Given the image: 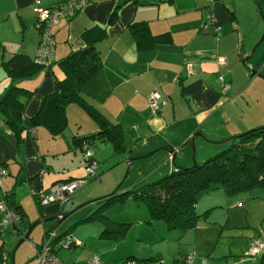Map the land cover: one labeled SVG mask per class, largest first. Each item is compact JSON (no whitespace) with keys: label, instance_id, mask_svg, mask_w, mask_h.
Returning <instances> with one entry per match:
<instances>
[{"label":"crops","instance_id":"crops-1","mask_svg":"<svg viewBox=\"0 0 264 264\" xmlns=\"http://www.w3.org/2000/svg\"><path fill=\"white\" fill-rule=\"evenodd\" d=\"M37 1L45 8L63 7L67 12L71 3L81 4L73 16L52 28L55 62L84 48L85 31L106 30V38L95 45L102 66L80 95L93 112L121 127L126 152L116 153L111 142H96L94 158L99 169L98 153L109 151L111 144L126 164L146 156L130 166L128 178L133 170L136 176L146 172L165 176L193 164V147L196 161L202 164L226 149L231 139L264 126V0H0V97L14 83L35 91L25 110L28 120L39 113L43 99L54 93L56 80L66 77L54 65L51 71L13 82L2 67L15 54L36 56L40 42L34 27ZM210 12L214 22L207 25ZM218 27L221 30L216 32ZM221 76L230 85L226 93ZM155 91L164 104L152 117L148 98ZM66 113L68 126L59 136H52L47 127H34L24 130L19 140L0 113V165L9 172L0 199L5 193L13 195L24 211L15 226L18 233L0 228V237L4 234L8 242L14 240L12 235L22 239L29 225L38 222L28 250L37 251L46 230L60 224L57 216L62 220L68 216L59 204L41 208L34 194L60 182L93 179L81 170L82 157L74 138L96 134L99 126L77 103L69 105ZM164 148L175 150L176 158ZM150 158L145 170L139 161ZM138 184L126 187L124 193ZM96 187L89 186L90 202L80 207L94 206L105 198ZM42 224L44 231L38 227ZM4 243L0 238V264Z\"/></svg>","mask_w":264,"mask_h":264},{"label":"rangeland","instance_id":"rangeland-1","mask_svg":"<svg viewBox=\"0 0 264 264\" xmlns=\"http://www.w3.org/2000/svg\"><path fill=\"white\" fill-rule=\"evenodd\" d=\"M107 146H109V151L105 150L103 154L97 152L101 168L97 169L96 176L92 177L91 181L82 178L80 181L87 182L86 185L71 197L70 202L62 206V214L68 216L60 222L58 227H55L56 229H48L45 232L49 230L60 233L68 232V238L73 236L79 244V247L74 246L71 249H63L61 244L58 245L56 251L60 260L67 264H84L87 259L94 257L99 258L101 264H129L126 261L129 258L151 259L153 264L264 263L261 259L263 252L258 256L250 254L252 247L264 243V188L229 195L220 186L211 187L207 194L198 196L196 211L199 219L194 228L187 231L169 229L164 220L152 218L146 204L135 199L134 196L111 201H106L104 198L95 202L94 206L86 204L85 207H80L81 204L90 202L93 191L88 192L89 186L93 190L96 185L97 193H103L105 197L117 179H119V184L111 194L117 192L121 195L124 194L123 189L132 184L136 185L143 181L136 186L138 188L152 184L163 177L147 172L136 176L133 170L132 176L128 178L131 172L130 165L126 164L124 159L119 157L120 155H116L111 144ZM78 151L82 157L79 165L84 173V170L86 171L85 154L82 150ZM150 160L152 159L139 162H143L146 170V165ZM197 163L199 164L198 160ZM193 165L194 162L190 167ZM91 209L92 211L103 209V213L116 224H131L130 231L123 236L102 238L104 226L100 222L94 219L81 222L92 214L89 211ZM43 226L44 224L38 227L44 231ZM4 237V234H1L0 238L5 242L3 244L5 251H2V256L7 254L8 259L4 262L2 257V264H36L38 248L37 251L27 249L28 244L33 243V237L25 241L18 249L16 248L21 237L12 235L14 240L11 239L9 242ZM63 237L61 236V240L64 239ZM189 256H193V259L190 260Z\"/></svg>","mask_w":264,"mask_h":264},{"label":"trees","instance_id":"trees-1","mask_svg":"<svg viewBox=\"0 0 264 264\" xmlns=\"http://www.w3.org/2000/svg\"><path fill=\"white\" fill-rule=\"evenodd\" d=\"M106 36V30L99 27L85 31L82 35L84 48L71 52L59 62H55L54 50V58L50 64H40L36 56L33 58L24 54H15L2 64L13 82L31 78L42 70L51 71L54 65H58L66 76L63 80H56L54 93L43 99L39 113L30 120L24 115L26 106L33 98L35 91L24 89L14 83L0 97V113L17 140L20 139L24 130L34 127H47L52 136H59L68 126L66 113L68 106L77 103L94 117L99 126V132L83 138H74L75 145L82 150L84 144H89L94 152L96 142H111L116 153L126 152L121 127L112 124L101 114L93 112L94 110L80 95L84 84L92 79L102 66L95 45ZM217 186L222 187L229 195L264 188V126L231 139L227 149L198 164L195 168H178L152 184L136 187L121 195L116 192L103 199L124 200L128 196H134L135 199L146 204L152 218L164 220L169 229L187 231L194 228L199 219L196 211L198 196L207 194L211 187ZM6 197L9 206L20 214L22 220L24 211L17 205L13 195ZM103 212V209H95L82 222L93 219L100 222L104 226L101 237L105 239L123 236L130 231L131 224H116ZM67 235L68 232H59L58 240L61 236ZM261 259L264 261V255ZM126 261L129 264L132 262L134 264L154 263L151 259L141 258H129Z\"/></svg>","mask_w":264,"mask_h":264},{"label":"built area","instance_id":"built-area-1","mask_svg":"<svg viewBox=\"0 0 264 264\" xmlns=\"http://www.w3.org/2000/svg\"><path fill=\"white\" fill-rule=\"evenodd\" d=\"M35 5L38 7V18L35 28L40 33V42L36 54L37 61L40 64H50L51 60L54 58V50L56 46L52 28L57 26L63 18L73 16L74 12L80 9L81 4L71 3L68 12L63 7L55 9L45 8L41 5L40 1H37ZM212 22H214V19L210 12L207 16L206 24L208 25ZM220 30V27L216 28V32ZM192 72L193 68L190 65L188 66V74L191 75ZM219 80L223 84V92H228L230 85L225 82L223 76H221ZM163 104L164 102L159 92L155 91L151 93L148 98L150 115L152 117L158 116ZM81 149L85 154L87 176L92 178L96 176L98 169V164L94 159V152L89 144H84ZM8 175V170L0 165V190L3 189V179ZM85 184L86 182L80 180L60 182L52 186L48 191H42L37 194L35 193L34 195L38 204L42 207L52 204L63 206L70 202L71 197ZM6 196L7 194L5 193L4 198L0 199V228L3 231L7 228H13V233L16 234L17 230L15 229V226L16 223L21 220V216L9 206ZM58 237L59 232L54 230H51L48 235H45L44 243L38 248L36 264H67L57 257L56 252L54 251L55 247L61 244L63 249H71L73 246L78 245V243L73 236L70 238H68V235L64 236L63 240H61V237L59 238L60 240H58ZM262 252L264 253V243H259L250 250V254L253 256H258ZM7 259L8 255L4 254L3 261L5 262ZM189 259L192 260L193 256H189ZM84 264H101V261L99 258L94 257ZM130 264H134V262Z\"/></svg>","mask_w":264,"mask_h":264},{"label":"water","instance_id":"water-1","mask_svg":"<svg viewBox=\"0 0 264 264\" xmlns=\"http://www.w3.org/2000/svg\"><path fill=\"white\" fill-rule=\"evenodd\" d=\"M254 49H255V48H254ZM253 52H254V50H253ZM253 52H252V53H253ZM248 59H249V58H248ZM248 59H247V60H248ZM247 60H245L244 63H246ZM199 135L203 136L202 134H199ZM233 139H235V138H233ZM194 140H195V138H193V141H194ZM193 146H194V145H193ZM193 148L195 149V147H193ZM194 149H193V162H194V165L192 166V168H195V167H197V165H198V163H197V161H196V159H195L196 151H195ZM163 150L166 151V152H168V153H170V154H173L174 158H176V152H175V150H172V149H170V148H164ZM154 154H155V153H152V154H150V155H154ZM144 157H146V156H142V157H139V158H133V159H131L129 165L131 166V165L135 162L136 159H141V158H144ZM130 166H129V168H130ZM128 170H129V169H128ZM56 220H59V221L61 222L62 219H61L59 216H57V217H56ZM38 224H39V223L37 222V223H34V224H30V225H29L27 233L23 236V238H22L21 241L19 242V244H18V246H17L16 249H18L19 246H21L25 241H28V240H29L30 235H31V233H32V231H33V229H34V227L37 226ZM15 252H16V251H15ZM15 252H14V254H13V260H14Z\"/></svg>","mask_w":264,"mask_h":264}]
</instances>
